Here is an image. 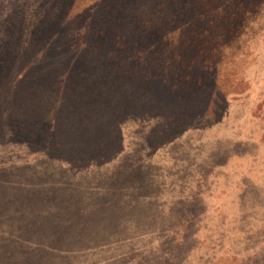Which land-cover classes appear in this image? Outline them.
<instances>
[{
  "label": "rangeland",
  "instance_id": "obj_1",
  "mask_svg": "<svg viewBox=\"0 0 264 264\" xmlns=\"http://www.w3.org/2000/svg\"><path fill=\"white\" fill-rule=\"evenodd\" d=\"M0 264H264V0H0Z\"/></svg>",
  "mask_w": 264,
  "mask_h": 264
},
{
  "label": "trees",
  "instance_id": "obj_2",
  "mask_svg": "<svg viewBox=\"0 0 264 264\" xmlns=\"http://www.w3.org/2000/svg\"><path fill=\"white\" fill-rule=\"evenodd\" d=\"M214 20H215V18H214Z\"/></svg>",
  "mask_w": 264,
  "mask_h": 264
}]
</instances>
